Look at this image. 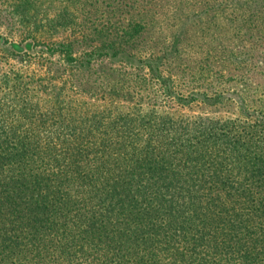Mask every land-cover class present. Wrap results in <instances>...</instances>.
Wrapping results in <instances>:
<instances>
[{"label":"trees","instance_id":"1","mask_svg":"<svg viewBox=\"0 0 264 264\" xmlns=\"http://www.w3.org/2000/svg\"><path fill=\"white\" fill-rule=\"evenodd\" d=\"M130 2L152 4H113ZM32 6L16 4L24 38L38 32L26 62L2 65L0 48V264H264V120L160 108L143 89L166 81L158 58L109 89L106 74L79 77L98 55L133 64L127 27L94 22L53 44L42 37L74 30L77 15L46 28ZM56 52L73 65L36 67Z\"/></svg>","mask_w":264,"mask_h":264},{"label":"rangeland","instance_id":"2","mask_svg":"<svg viewBox=\"0 0 264 264\" xmlns=\"http://www.w3.org/2000/svg\"><path fill=\"white\" fill-rule=\"evenodd\" d=\"M149 1L152 3L149 7L139 9L136 4L133 9L132 2L126 8H117L114 0H33L31 11H36L39 17L35 22L32 18L30 21L37 26L44 23L46 28L56 27L59 23L54 19L59 12H75L78 25L72 26L74 30L60 28L59 33L52 31L42 37L53 44L65 42L66 35L78 34L94 22L111 28L127 27L124 41L132 44L138 56L133 64L128 56L98 55L92 64L80 68L79 77L87 78L96 71L106 74L102 84L109 89L108 83H115L111 77L118 80L120 74L130 72L141 79L150 74L148 60L158 58L156 61L165 62L166 81L156 77L158 84L143 85V89L159 91L158 102H163L160 108L188 115H211L221 120H264V0ZM19 2L0 0V48L6 52L1 58L4 66H21V61L26 62L20 56L32 50L31 45L35 44L32 38L38 35L37 31L30 32L32 37L24 38L28 30L25 27L29 26L20 22V11L16 8ZM141 13L145 18H141ZM136 20L142 27L133 31V39L132 26ZM61 22L66 24L64 19ZM106 37L96 39L102 41ZM43 48L39 45L37 50ZM177 48L180 52L175 57ZM46 58L45 63L36 67L43 71L50 67L54 74L58 73L56 70H64L65 64L73 65L65 63V54L60 52ZM139 58L145 62H139ZM34 60L39 62L37 58ZM151 63L156 65L155 61ZM148 93L143 95V100Z\"/></svg>","mask_w":264,"mask_h":264}]
</instances>
